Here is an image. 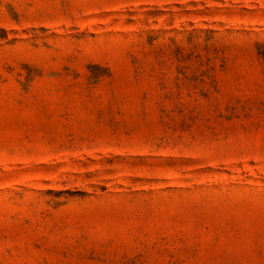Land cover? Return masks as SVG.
<instances>
[{"label":"rangeland","instance_id":"obj_1","mask_svg":"<svg viewBox=\"0 0 264 264\" xmlns=\"http://www.w3.org/2000/svg\"><path fill=\"white\" fill-rule=\"evenodd\" d=\"M0 264H264V0H0Z\"/></svg>","mask_w":264,"mask_h":264}]
</instances>
